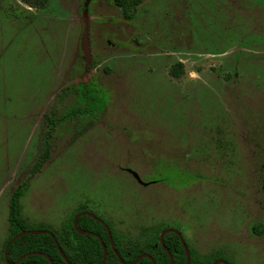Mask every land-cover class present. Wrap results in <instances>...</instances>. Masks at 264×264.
Listing matches in <instances>:
<instances>
[{
  "label": "rangeland",
  "instance_id": "1",
  "mask_svg": "<svg viewBox=\"0 0 264 264\" xmlns=\"http://www.w3.org/2000/svg\"><path fill=\"white\" fill-rule=\"evenodd\" d=\"M36 12L0 0V264L11 196L50 109L70 119L18 201L29 230L88 212L122 246L168 224L192 249L264 264V242L243 236L264 221V0H142L129 21L113 0H49ZM92 78L86 96L53 106Z\"/></svg>",
  "mask_w": 264,
  "mask_h": 264
},
{
  "label": "trees",
  "instance_id": "2",
  "mask_svg": "<svg viewBox=\"0 0 264 264\" xmlns=\"http://www.w3.org/2000/svg\"><path fill=\"white\" fill-rule=\"evenodd\" d=\"M24 4L32 7V8H40L45 9L48 6L49 0H21ZM142 0H113V3L123 10V13L126 18L132 19L131 16V9H135L139 4H141ZM182 64H177V68L171 71V74L174 77H178L182 71ZM67 93L66 90H63L59 93L56 97V103H62V98L65 97ZM46 119L55 121L54 118H51L49 114L45 115ZM46 140V147L44 151V161L49 159V151L50 146L48 144V138L50 134H47ZM44 162L39 163V166L35 169L38 171L41 165ZM38 169V170H37ZM29 185V182L26 181L23 185L19 186L11 196L10 200V213H9V239L7 242L17 234L21 233L22 231L29 230L28 225L26 222L20 217L18 213V201L20 197L23 195V189H25ZM78 227L83 230L91 231L97 235H99L105 245L107 250V258L105 264H119L118 259L116 258L115 254L112 251V247L110 244V239L108 236V232L106 228L95 219L89 216H81L78 219ZM110 227V226H109ZM44 230L49 229L45 226L40 227ZM112 232V240L114 242V246L116 250L119 252L121 257L125 260V262H131L132 260L136 259L138 254L141 251H138L134 248L127 249L120 246L118 239L119 236L113 229L110 227ZM59 243L61 249L67 256L69 262L71 264H101L103 257H104V249L100 240L89 234H79L74 229L72 219L69 223H66L59 231L51 230ZM158 239V237H156ZM165 245L171 251L174 264H186L187 258L184 252V248L179 240V238L174 234H168L165 237L164 241ZM4 246V248H5ZM131 251L130 256L126 259L125 256L127 255V251ZM147 251L151 252V246H147ZM159 251L162 252V255L155 256V260L157 264H171L168 256L163 251L161 246L158 248ZM30 252H39L43 253L51 258L53 264H67L62 255L60 254L57 245L55 244L53 238L48 234H28L23 235L22 237L15 240L8 249V259L11 262H14L16 259L21 257L22 255ZM215 258H208V264L213 261ZM34 261L37 264H50L51 262L48 261L47 258L44 256H31L25 259L20 264H25L27 262ZM198 258L194 255L191 257V264H198ZM147 264H151L150 261L144 260Z\"/></svg>",
  "mask_w": 264,
  "mask_h": 264
},
{
  "label": "flooded vegetation",
  "instance_id": "3",
  "mask_svg": "<svg viewBox=\"0 0 264 264\" xmlns=\"http://www.w3.org/2000/svg\"><path fill=\"white\" fill-rule=\"evenodd\" d=\"M26 5V4H25ZM117 7V6H116ZM34 14V15H33ZM32 15L33 16H35V17H37V16H39V14H37V12L36 13H33ZM27 16V15H26ZM27 17H32L31 15H29V16H27ZM29 19V18H28ZM123 19H124V17H123ZM125 19H127L128 21L129 20H131V19H128V18H126L125 17ZM41 20V19H40ZM179 63H181L183 66H182V69H184V63L183 62H178V64ZM68 64V63H67ZM74 65V64H73ZM78 74V73H77ZM83 75V74H82ZM171 76L172 77H174L172 74H171ZM180 76V75H179ZM178 76V77H179ZM177 77V78H178ZM76 78H82V76H81V73H79L77 76H76ZM176 78V77H175ZM93 81V78L87 83V84H77V83H75V82H73V83H71V84H69V85H67V86H65V87H63L60 91H58L57 93H56V95H55V98H54V104H53V106H55L56 108H62L63 107V104H64V102L67 100V98H69L70 97V95L72 94V93H74L75 95H77V94H84L85 96L87 95V91L89 90V84L91 83ZM63 90H66L67 91V93L65 94V97L64 98H62V103H56V97H57V95L59 94V93H61ZM91 91H93V88L91 89ZM91 99H93V97H91ZM89 110V109H88ZM77 114H80V113H83L84 114V112H86L87 111V108L86 107H84L83 109L82 108H78L77 109ZM53 112L55 113V111H53L52 109H50V111L48 110L47 112H45L44 114H43V119H45L46 120V122H47V124H48V128H47V130H46V133H45V137H44V140H43V142H42V144H41V141H40V145H42V148H41V150L38 152V157L34 160V163L33 164H31V172H30V175H29V177L26 179V180H24L23 182H22V184L21 185H23V183L24 182H26V181H28L29 182V185H30V181H31V179L32 178H34L38 173H41L42 172V170H43V168L45 167V165L47 164V163H49L50 161H51V158H52V150L54 149V146H53V142H52V139H53V137H54V135H55V133H56V131H57V129L59 128V126H61V124H65L66 123V121H68L70 118L67 116V117H64V116H61V117H59V118H57V119H55V121H50V120H48V119H46V117H45V115L46 114H49V116L52 118V116H53ZM55 116H56V114H55ZM62 118H65V119H63L62 120ZM68 119V120H67ZM47 134H50V137L48 138V144H49V146H50V151H49V153H50V155H49V159L48 160H46V161H44V151H45V147H46V140H47ZM78 134H80V132H77V133H74L73 134V136H72V138H71V140L69 141V143H71V145L77 140V136L76 135H78ZM81 134H83L82 132H81ZM222 143V147H224L225 146V143L224 142H221ZM219 146H220V144H219ZM41 162H44L42 165H41V167H40V169L38 170V171H36L35 169L39 166V163H41ZM21 185H19V186H21ZM29 185L27 186V187H29ZM26 187V188H27ZM25 188V189H26ZM79 213H83V212H80V211H78L77 213H75L74 214V216H72V223L74 222V218L76 217V215H78ZM86 213H88V212H86ZM83 216H88V215H83ZM81 217V216H80ZM79 217V218H80ZM90 217V216H89ZM100 221H98V220H96V221H98V222H100L104 227H105V225L109 228V231L111 232V229H110V227L113 229V231L115 232V230H114V228L111 226V225H109L108 223H106L105 221H103L101 218H99L98 216H96ZM78 218V219H79ZM92 218V217H91ZM94 219V218H93ZM24 220V219H23ZM25 221V220H24ZM65 224H63L61 227H60V229L64 226ZM77 225H78V220H77ZM43 225H41V227H42ZM73 226H74V224H73ZM110 226V227H109ZM161 226H163V227H161ZM45 227H47V226H45ZM47 228H49V229H46V230H44V231H49V232H51L52 234H53V232L51 231V230H54V231H56L55 229H52V228H50V227H47ZM106 228V227H105ZM251 229L249 230V233L248 234H245V235H243V236H245V240H249V241H253V240H258V241H262V242H264V221H260V222H257V223H255L253 226H251L250 227ZM259 228H261V229H259ZM59 229V230H60ZM74 229H75V227H74ZM81 229V228H80ZM145 230H146V232H148V234H149V236L147 237V236H145L143 239H136V241H134V242H132V243H130V244H128V245H126V246H122L121 244H120V246L121 247H123V248H126L127 247V249H130V248H134V249H136V250H138V251H141L139 254H138V256L136 257V259H134V260H132L131 262H125V260L121 257V255L119 254V252L116 250V248H115V246H114V248H115V251H116V253L119 255V257L122 259V261H123V264H147L146 262H144V260L146 259V260H148V261H150V263L151 264H157V262H156V260H155V256H160V255H162V252L161 251H159L158 250V248H159V246H161V248L163 249V251L166 253V255L168 256V259L170 260V263H171V259L173 260V257H172V254H171V251L168 249V247L165 245V243H164V241H165V237H166V235H168V234H174V235H176L178 238H179V240H180V242H181V244H182V246H183V248H184V252H185V255H186V258H187V252H186V249H187V251H188V253H189V256H190V264H191V257H192V255H194L196 258H198V261H197V263L198 264H208V261H206V260H208V258H212V257H214L215 259L213 260V261H211L210 262V264H225V263H227V264H234V263H236L237 264V262H238V260L236 259V260H232V259H230L228 256H227V254L225 253V252H221L220 250H214L213 248L212 249H210V250H208L210 253L209 254H206V253H204V252H206V250L204 251V249H203V253L201 252V250L200 249H197V248H191V246L189 245V244H187V242H186V240L184 239V237H183V235H182V233H181V231L179 230V228H177L176 226H169L168 224H163V225H158V226H156V225H151V226H149V227H147V228H144ZM58 230V231H59ZM83 230V229H82ZM106 230H107V228H106ZM173 230H175V231H177L178 233H180V235H181V237L183 238V240H184V243H185V246H184V244L182 243V241H181V239H180V237H179V235L176 233V232H174ZM25 231H37V230H25ZM25 231H22V232H25ZM84 231H88V230H84ZM165 231H168L166 234H164V236L162 237V241H163V243H162V241H161V236H162V233L163 232H165ZM21 232V233H22ZM77 232V231H76ZM89 233H85V234H89V235H93V236H95V235H97V234H95V233H93V232H91V231H88ZM107 232H108V230H107ZM20 234V233H19ZM29 234H31V233H29ZM80 234V233H79ZM250 234L252 235V236H250ZM18 235V234H17ZM16 235V236H17ZM24 235H28V234H24ZM33 235H35V234H33ZM38 235V234H37ZM49 235V234H48ZM54 235V234H53ZM84 235V234H83ZM111 235H112V232H111ZM23 236V235H22ZM21 236V237H22ZM51 236V235H50ZM97 236H99V235H97ZM108 236H109V233H108ZM15 237V236H14ZM14 237H12L11 239H13ZM52 237V236H51ZM96 237V236H95ZM100 237V236H99ZM156 237H158V239L156 238ZM261 237V238H260ZM20 238V237H19ZM98 238V237H97ZM101 238V237H100ZM8 239H9V237H8ZM11 239L9 240V241H11ZM99 239V238H98ZM102 239V238H101ZM109 239H110V237H109ZM17 240V239H16ZM100 240V239H99ZM9 241L7 242V244L9 243ZM102 241H103V239H102ZM101 242V241H100ZM103 243H104V241H103ZM114 243V242H113ZM7 244H6V246H7ZM101 244H102V242H101ZM105 244V243H104ZM110 244H111V242H110ZM6 246H5V248H6ZM147 246H151V252H149V251H147L146 250V248H147ZM102 247H103V244H102ZM105 247H106V245H105ZM112 247V246H111ZM235 247V246H234ZM5 248H4V256H3V264H7L6 263V260H5ZM236 248V247H235ZM103 249H104V247H103ZM112 251H113V253L115 254V252H114V250H113V248H112ZM235 252L238 254V250L236 249L235 250ZM130 254H131V251H127V255L125 256V258L127 259L129 256H130ZM221 255L222 256H226L227 258H228V260L230 261V263H229V261L227 262L226 260H224V259H222L221 258ZM31 256H44L45 258H47L46 256L47 255H45V254H43V253H39V252H30V253H26V254H24V255H22L21 257H19L18 259H16L14 262H16L17 260H19L20 258H21V260L17 263V264H20L21 262H23L25 259H27V258H29V257H31ZM115 256H116V258L118 259V262H119V264H122L121 263V261L119 260V258H118V256L115 254ZM141 256H143L142 258H140ZM49 257V256H48ZM50 258V257H49ZM140 258V259H139ZM7 259H8V254H7ZM51 259V258H50ZM221 260H223V261H225V263L224 262H220V263H217L218 261H221ZM8 261H9V259H8ZM49 261V260H48ZM10 263H14V262H11V261H9ZM50 262V261H49ZM106 262V261H105ZM102 263V262H101ZM173 263H174V260H173ZM25 264H37V263H35L34 261H30V262H27V263H25ZM51 264V263H50ZM187 264V263H186Z\"/></svg>",
  "mask_w": 264,
  "mask_h": 264
},
{
  "label": "water",
  "instance_id": "4",
  "mask_svg": "<svg viewBox=\"0 0 264 264\" xmlns=\"http://www.w3.org/2000/svg\"><path fill=\"white\" fill-rule=\"evenodd\" d=\"M88 44H89V43H88ZM83 215H88V216H90V217H92V218H94V219L100 221L96 216H94V215H92V214H90V213H86V212L79 213V214L76 215V217L74 218V222H73V224H74L75 230H76L78 233H80V234L89 233L88 231H84V230L80 229V228L78 227V225H77V220H78V218H79L80 216H83ZM100 222H101V221H100ZM105 227L107 228L108 233H109L111 246H112V248H113L115 254L118 256L119 260H120L121 263L123 264L122 259L119 257V255H118V254L116 253V251H115L114 243H113V240H112L111 232L109 231V228H108L106 225H105ZM173 231L176 232V233L179 235V237H180L182 243H183L184 246H185L184 240H183V238L181 237L180 233H178V232L175 231V230H173ZM167 232H168V231H165V232L162 233L161 241H162V237H163L164 234H166ZM29 233H31V234H35V235H37V234H49V235H51L52 238H53V240H54V242H55V244L57 245L58 250H59L60 254L62 255L64 261H65L67 264H71V263L69 262L67 256L65 255V253H64L63 250L61 249V247H60L59 243L57 242L55 236H54L51 232H49V231H30V232H29V231H25V232H22V233L18 234L17 236H15L13 239H11V241H9V243L7 244V246H6V248H5V260H6V263H7V264H17V263L21 260V258H20V259L17 260L16 262H14V263H10V262L8 261V259H7L8 249H9L10 245H11L16 239H18L19 237H21V236L24 235V234H29ZM95 236L98 237V238L100 239V241L102 242V244H103V247H104V257H103V260H102V263H101V264H105V261H106V258H107V250H106L105 244L103 243L102 239H101L99 236H97V235H95ZM162 243H163V241H162ZM186 252H187V264H190V256H189V253H188L187 249H186ZM46 257H47V259L51 262V264H53L52 261H51V259H50L48 256H46ZM142 257H143V256H141L140 258H142ZM140 258H139V259H140ZM220 262H224V261H218L217 263H220ZM224 263H225V262H224ZM171 264H174L172 259H171ZM225 264H227V263H225Z\"/></svg>",
  "mask_w": 264,
  "mask_h": 264
},
{
  "label": "crops",
  "instance_id": "5",
  "mask_svg": "<svg viewBox=\"0 0 264 264\" xmlns=\"http://www.w3.org/2000/svg\"><path fill=\"white\" fill-rule=\"evenodd\" d=\"M28 6V5H27ZM28 9L29 10H32V14L33 13H36V10L37 11H41V10H44V9H40V8H32V7H30V6H28ZM30 14V13H29ZM37 14H38V12H37ZM34 15V14H33ZM33 15H31L32 17H35V16H33ZM35 18H39L40 19V15L39 16H37V17H35ZM35 20V19H34Z\"/></svg>",
  "mask_w": 264,
  "mask_h": 264
}]
</instances>
